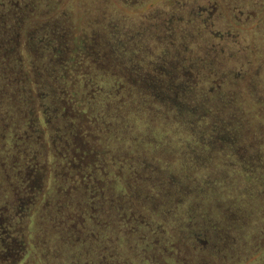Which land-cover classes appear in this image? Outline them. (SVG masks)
I'll return each instance as SVG.
<instances>
[{"label": "trees", "instance_id": "obj_1", "mask_svg": "<svg viewBox=\"0 0 264 264\" xmlns=\"http://www.w3.org/2000/svg\"><path fill=\"white\" fill-rule=\"evenodd\" d=\"M86 7L0 0V264H264V0Z\"/></svg>", "mask_w": 264, "mask_h": 264}, {"label": "rangeland", "instance_id": "obj_2", "mask_svg": "<svg viewBox=\"0 0 264 264\" xmlns=\"http://www.w3.org/2000/svg\"><path fill=\"white\" fill-rule=\"evenodd\" d=\"M92 0H71V2L75 5L78 11V17L81 18L83 16V9L87 8L86 6ZM82 22V21H81ZM84 22V21H83ZM83 258H54L53 260L48 262V264H83ZM110 264V263H107Z\"/></svg>", "mask_w": 264, "mask_h": 264}]
</instances>
